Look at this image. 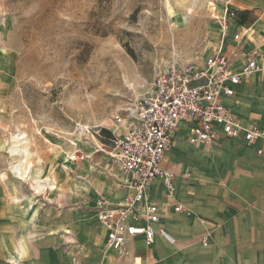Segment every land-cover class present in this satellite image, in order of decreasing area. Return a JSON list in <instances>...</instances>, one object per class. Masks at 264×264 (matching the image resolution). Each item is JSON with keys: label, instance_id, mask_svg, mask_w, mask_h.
Returning a JSON list of instances; mask_svg holds the SVG:
<instances>
[{"label": "rangeland", "instance_id": "obj_1", "mask_svg": "<svg viewBox=\"0 0 264 264\" xmlns=\"http://www.w3.org/2000/svg\"><path fill=\"white\" fill-rule=\"evenodd\" d=\"M225 8L247 9L245 23ZM263 13L249 0H0V264H14L17 252L19 264H85L96 244L111 254L97 217L99 201L122 194L112 116L143 93L155 67L200 65L233 31L241 49L264 56ZM261 99L248 106L254 120L264 116ZM193 165L184 173L196 190L204 182ZM167 166L179 174L183 162ZM187 207L192 226L203 216ZM206 228L192 226L173 245L139 242L108 264H261L239 237L203 247Z\"/></svg>", "mask_w": 264, "mask_h": 264}, {"label": "built area", "instance_id": "obj_2", "mask_svg": "<svg viewBox=\"0 0 264 264\" xmlns=\"http://www.w3.org/2000/svg\"><path fill=\"white\" fill-rule=\"evenodd\" d=\"M227 19H235L234 9L225 8ZM239 43V31L232 36ZM238 67H233L235 62ZM264 75V63L237 46L210 53L200 65L173 61L155 67L151 80L139 97L130 100L114 113L115 129L109 137L118 165V183L126 190L117 205L99 201L98 217L106 229V245L121 253L129 239L141 236L150 245L157 234L173 242L163 229L157 228L160 209L151 199L148 188L160 177L168 199L175 192L174 174L164 168V155L172 148L179 127L189 125L188 141L192 145L215 143L223 138H241L248 144L264 142V127L240 123L223 105L232 97L243 76ZM262 150H258L261 153ZM176 204V210H182Z\"/></svg>", "mask_w": 264, "mask_h": 264}, {"label": "crops", "instance_id": "obj_3", "mask_svg": "<svg viewBox=\"0 0 264 264\" xmlns=\"http://www.w3.org/2000/svg\"><path fill=\"white\" fill-rule=\"evenodd\" d=\"M249 1L264 7V0ZM243 2H239L238 5L243 6L245 4ZM244 11L247 14L248 10L244 9L241 12ZM236 13L240 12L236 11ZM230 20L240 23L237 16L235 19ZM258 21L260 20L258 19ZM252 27L253 25L245 30L248 34L249 42L255 36ZM237 31H233L230 34L231 43L224 41L223 48L229 51L233 46H237L244 53H248L238 45L243 39L242 35L239 43L233 41L232 36ZM256 43L264 50L263 41ZM254 57L258 63H264V56L255 55ZM239 65L240 62L237 61L233 64V67H238ZM254 96H258V99L264 97V75L259 73L243 76L239 84L235 86L234 95L224 98L222 103L240 123L244 125L254 123L264 127V116L258 115L255 118L258 120L256 121L252 118L251 112L249 114L248 106ZM188 135L189 125L183 123L176 133L174 146L171 148L172 151L170 149L162 160L164 168L174 174L175 192L173 197L170 199L166 197L165 187L160 177L154 178L148 188L151 199L160 209V220L156 226L158 229H163L172 237L173 242L157 234L150 245L154 242L157 245L159 242L171 245L176 244L178 239H184L190 234L192 226L195 228L206 226L208 227L206 229L208 230L210 243L207 239H204L202 241L203 247L215 245L216 243H212L211 241L214 240L215 236L220 237L221 235H225L234 240L239 237L242 241L240 247H245V245L246 247L255 246L261 258V264H264V142L258 141L255 144H248L241 138H223L215 143L192 145L188 141ZM242 143L246 145H242ZM258 150H262L261 153ZM170 151L171 153H169ZM168 159L174 163L183 162V167L180 169L179 174L167 166ZM185 162H192L194 164L192 167L196 172V177L204 182L196 190L194 189L195 187L193 188L194 183L192 184V182L185 179ZM179 177H181L179 190L176 192ZM115 183L121 189L122 194L117 198H108L109 201L115 200L111 203L112 206L120 203L126 192L119 185L118 178ZM227 186L241 189L243 191L242 196L237 198L233 193H228ZM211 194H219L220 197L215 201L209 200L203 204L202 200L205 197L208 198ZM176 204L182 205V210H176ZM187 205L190 206L192 211H197L203 216V218L195 217L192 226L189 224V219H186L189 216ZM176 215L183 218L176 219L174 218ZM97 219L100 222L99 217ZM100 225L99 229L103 231V241L106 243V229L101 222ZM139 242H143L146 245L143 237L136 236L127 241L125 249L133 245L137 247ZM91 247H93L90 250L92 258L90 257L89 259L87 257L88 260L86 261L88 263L84 259L85 264H96L98 260L102 264L112 263L118 254L114 250H111V254L104 253L98 244ZM12 255V262L19 264L21 252ZM135 264H142L139 257L135 258Z\"/></svg>", "mask_w": 264, "mask_h": 264}, {"label": "trees", "instance_id": "obj_4", "mask_svg": "<svg viewBox=\"0 0 264 264\" xmlns=\"http://www.w3.org/2000/svg\"><path fill=\"white\" fill-rule=\"evenodd\" d=\"M245 15H246V11H244V12H240V13H238L237 14V18H238V21L240 22V23H244V21H245ZM104 132H107L108 133V131H106V130H104ZM109 134V133H108Z\"/></svg>", "mask_w": 264, "mask_h": 264}, {"label": "bare ground", "instance_id": "obj_5", "mask_svg": "<svg viewBox=\"0 0 264 264\" xmlns=\"http://www.w3.org/2000/svg\"><path fill=\"white\" fill-rule=\"evenodd\" d=\"M111 250H114V249H111ZM114 251H116V252H118V253H119V251H117V250H114Z\"/></svg>", "mask_w": 264, "mask_h": 264}]
</instances>
